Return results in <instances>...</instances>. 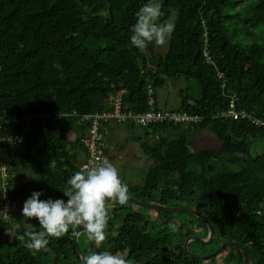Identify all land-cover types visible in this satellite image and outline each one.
Returning <instances> with one entry per match:
<instances>
[{"label": "trees", "instance_id": "16d2710c", "mask_svg": "<svg viewBox=\"0 0 264 264\" xmlns=\"http://www.w3.org/2000/svg\"><path fill=\"white\" fill-rule=\"evenodd\" d=\"M170 17L158 52L152 38ZM167 83L179 86L172 108L156 101V88ZM148 87L154 110L187 118L143 126L110 119L100 128L104 152L114 137L110 123L126 126L120 141L133 136L152 165L143 180L129 187L110 179L98 169L103 163L80 170L82 115L111 109L108 98L119 91L122 110L143 112ZM230 103L264 121V0H0V134L23 138L0 143L6 188L21 209L14 223L0 217V264H82L72 235L88 214L70 197L90 183L77 195L94 211L93 243L78 246L86 262V250L92 264H202L209 257L184 248L193 229L170 211L112 190L130 188L132 198L156 205L193 201L215 237L240 244L247 264H264V126L225 117ZM200 130L218 147L191 150ZM107 192L143 210L122 214L126 207ZM225 245L236 251L225 259L241 264L239 250Z\"/></svg>", "mask_w": 264, "mask_h": 264}, {"label": "rangeland", "instance_id": "374dc122", "mask_svg": "<svg viewBox=\"0 0 264 264\" xmlns=\"http://www.w3.org/2000/svg\"><path fill=\"white\" fill-rule=\"evenodd\" d=\"M171 24V17L168 18L164 23L161 25V29L163 30L159 36L152 38V44L155 46V49H157L158 52L164 51V46L167 43V37H168V28ZM147 44V43H146ZM145 44V45H146ZM251 53H253V50H250ZM247 62L251 61V58L246 59ZM177 85L179 82H176ZM175 83V84H176ZM174 84V86H176ZM180 85V83H179ZM169 87V88H168ZM179 87V86H178ZM178 87H172L170 85L165 84L163 87L156 88V101L159 107L164 108H172L173 105L177 102L176 95H177V89ZM110 129L111 135L113 133V136H110L107 139L108 147L105 146V154H104V161L103 164L98 168L110 179H113L115 181H122L123 183H126L131 187L132 185H136L143 180L145 173L148 172L149 168L152 167L150 165V161H147L145 158L146 156L140 151L138 148V143L132 139H127L124 143L120 141V139L123 137L125 132L127 131V128L125 125L116 124L114 122L110 123ZM126 128V130H125ZM138 132L137 130L133 131V135H136ZM194 139L192 138V145L191 150L201 147L206 148H216L219 144L218 140L215 138V136L208 130H200L196 133H193ZM117 138V139H114ZM122 145L120 147L119 145ZM255 146L257 148V144H253L252 148L254 150ZM126 195L131 197L134 192L130 188L126 189ZM106 197L114 198V201H119L120 205H124L126 208L122 209L121 213L123 214L126 211H133V210H140L142 211L143 208L138 206L136 207L135 204L129 205L128 203L122 201V199L118 198L117 196L113 195L112 193H105ZM147 203V202H146ZM192 203V204H191ZM155 204V203H151ZM194 202L191 201L190 204L182 201L177 200H170L167 202L165 207H173V208H179L184 209L183 211H174L171 212L172 216L176 219V223L185 222L186 227L190 225L193 229L192 233L187 236V238H184L183 240V246H188V248L195 255H209V257L202 259L200 262L202 264H206L208 261V258H213L214 260L223 263H229V264H235L234 258H228L225 259V253H229L230 256H235L236 251L229 246L225 245L222 251H218L215 253L216 250L219 249L220 244H218V237H215L212 240H209L208 234L205 233L204 226L200 224L194 217L199 218L197 215L193 213L194 208ZM140 207V208H139ZM148 208V207H147ZM149 209V208H148ZM192 211V212H191ZM197 212V211H196ZM147 215L153 214L154 212L147 210L145 211ZM200 219V218H199ZM201 220V219H200ZM15 222V221H14ZM13 222V223H14ZM84 224V223H82ZM75 231V230H74ZM94 231V229H93ZM93 242L92 239V229L86 228L80 232H78L76 236L77 245L80 246V248L86 249L88 246V241ZM189 242V243H188ZM189 250V251H190ZM186 251H188L186 249ZM188 251V252H189ZM191 251L189 253H191ZM84 253L87 256V262L88 264H92V259L90 256L88 257V252L84 251ZM207 259V260H206ZM209 262V261H208ZM207 262V263H208Z\"/></svg>", "mask_w": 264, "mask_h": 264}, {"label": "built area", "instance_id": "2783aa9c", "mask_svg": "<svg viewBox=\"0 0 264 264\" xmlns=\"http://www.w3.org/2000/svg\"><path fill=\"white\" fill-rule=\"evenodd\" d=\"M203 55L205 56L206 61H209V56L207 54L206 47H203ZM120 95L119 91L110 99L111 109L101 112H95L91 114L82 115V121L88 123V127L84 134L80 138L81 145L87 151V155L83 156L81 161L78 164L80 170H90L97 169L103 163V143L104 136L100 132L101 126L104 125L110 119H113L115 122H125L130 121L135 124H140L141 126L152 121H159L161 119H173V120H182L185 119L184 114H168L166 112H159L153 109V97L151 96V89L147 88L146 104L148 108L143 112L132 113L130 110H122L120 107ZM225 117H230L236 119L237 117H242L245 119H250L254 124H259L264 126V121L254 118L250 113L241 111L237 113L232 109L231 103L226 111L223 113ZM59 117V115H56ZM187 118V117H186ZM190 119H195L190 118ZM15 142H23L22 136L19 135H9L3 136L0 134V143L10 145ZM7 184V172L3 164L0 165V217L6 221L14 222L16 217L20 214L21 209L18 205L17 199H11L9 192L6 188Z\"/></svg>", "mask_w": 264, "mask_h": 264}, {"label": "water", "instance_id": "95a60500", "mask_svg": "<svg viewBox=\"0 0 264 264\" xmlns=\"http://www.w3.org/2000/svg\"><path fill=\"white\" fill-rule=\"evenodd\" d=\"M95 183H90L88 185H86L85 187L81 188V189H77L73 194L72 196L70 197V200L74 203H76V205L78 206H81V207H84L85 209H87V213H88V218H87V221L84 223V224H81L79 225L75 231L73 232V235H72V241H73V245L75 247V250L76 252L78 253L80 259H81V262L82 264H87L86 260H85V257L83 256V254L81 253L80 251V248L78 247L77 245V241H76V236L78 234V232L86 229V228H91L92 229V232H93V227H94V218H93V206L92 204H90L89 202L87 201H84V200H80L77 198V195L81 193L82 190L86 189L88 190L89 188H91L92 186H94ZM107 187H111L110 185H107V184H103ZM112 190L114 191V193H116L118 196L126 199L127 201H130L132 203H135V204H138V205H142L144 207H148V208H151V209H159V210H164V211H183L184 209H179V208H173V207H165V206H161V205H156V204H151V203H146V202H143V201H140V200H137V199H134L132 197H129L128 195H126L124 192L122 191H119L115 188H112ZM192 212V211H191ZM193 213L195 215H197L201 221L206 225L207 229H208V237H209V240L213 237V239L215 238L214 236V231L211 227V225L208 223V221L204 218V216H202L200 213L196 212L193 210ZM92 239H93V235H92ZM218 241L220 242V247L218 250L215 251V253H217L226 243L228 244H231L233 246H235L240 254H241V264H247V258H246V253L243 249V247L238 244L237 242L233 241V240H230V239H220V238H217ZM93 243V242H92ZM184 248H186V246L184 245ZM191 256L193 257H196V258H204V257H207L209 255H204V256H201V255H195L193 253H190Z\"/></svg>", "mask_w": 264, "mask_h": 264}, {"label": "clouds", "instance_id": "9594fccd", "mask_svg": "<svg viewBox=\"0 0 264 264\" xmlns=\"http://www.w3.org/2000/svg\"><path fill=\"white\" fill-rule=\"evenodd\" d=\"M5 167V166H4ZM87 190L86 189H84V190H82L81 191V194H83L84 192H86ZM10 195V194H9ZM76 204V203H75ZM21 213V212H20ZM88 214V213H87Z\"/></svg>", "mask_w": 264, "mask_h": 264}]
</instances>
